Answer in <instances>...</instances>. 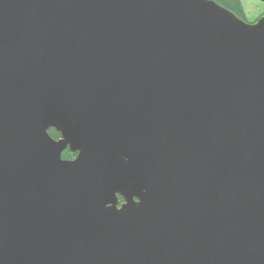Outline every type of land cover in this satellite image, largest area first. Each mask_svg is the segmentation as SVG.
<instances>
[{"label":"water","instance_id":"water-1","mask_svg":"<svg viewBox=\"0 0 264 264\" xmlns=\"http://www.w3.org/2000/svg\"><path fill=\"white\" fill-rule=\"evenodd\" d=\"M0 264H264V14L0 0Z\"/></svg>","mask_w":264,"mask_h":264},{"label":"trees","instance_id":"trees-1","mask_svg":"<svg viewBox=\"0 0 264 264\" xmlns=\"http://www.w3.org/2000/svg\"><path fill=\"white\" fill-rule=\"evenodd\" d=\"M217 1L220 5H222L223 7H225L226 9H230L238 18L240 17L241 19L245 20L246 22L250 23V22H255V20H258V18H260L261 15L264 14V10L263 12L257 17V19L254 20H249V18H247L246 13H245V8H243V0H214ZM260 4H262V6L264 7V3L263 2H259ZM48 134H50L52 137H54L55 139H58L60 137V135L53 129L50 128L48 131ZM75 153L71 154L70 151L68 149L64 150L61 154V157L66 158V159H72ZM119 197V203H121L123 201L122 197Z\"/></svg>","mask_w":264,"mask_h":264},{"label":"rangeland","instance_id":"rangeland-1","mask_svg":"<svg viewBox=\"0 0 264 264\" xmlns=\"http://www.w3.org/2000/svg\"><path fill=\"white\" fill-rule=\"evenodd\" d=\"M258 0H243V8L249 20L257 19V17L263 12L264 7L262 4L259 5ZM259 19V18H258ZM256 21V20H255ZM74 154V153H73ZM74 158V157H73Z\"/></svg>","mask_w":264,"mask_h":264}]
</instances>
